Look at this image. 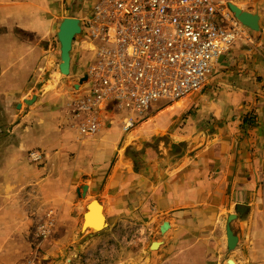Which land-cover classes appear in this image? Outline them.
I'll list each match as a JSON object with an SVG mask.
<instances>
[{
	"label": "crops",
	"instance_id": "1",
	"mask_svg": "<svg viewBox=\"0 0 264 264\" xmlns=\"http://www.w3.org/2000/svg\"><path fill=\"white\" fill-rule=\"evenodd\" d=\"M98 2L0 0V264L26 256L24 233L47 207L58 217L55 231H74L76 200L86 197L106 217H147L152 237L132 264H264V28L246 27L217 58L176 126L174 115L171 127L154 131L162 112L124 131L111 103L76 111L96 41L82 31L70 73L59 68L62 21L82 27ZM226 2L264 24V0ZM90 123L95 133H81ZM228 225L238 238L233 250Z\"/></svg>",
	"mask_w": 264,
	"mask_h": 264
},
{
	"label": "built area",
	"instance_id": "2",
	"mask_svg": "<svg viewBox=\"0 0 264 264\" xmlns=\"http://www.w3.org/2000/svg\"><path fill=\"white\" fill-rule=\"evenodd\" d=\"M230 12L226 0H99L81 27L97 45L76 111L111 103L129 131L152 102L198 91L246 29ZM95 131L93 123L81 127ZM41 158L29 153L32 162Z\"/></svg>",
	"mask_w": 264,
	"mask_h": 264
},
{
	"label": "rangeland",
	"instance_id": "3",
	"mask_svg": "<svg viewBox=\"0 0 264 264\" xmlns=\"http://www.w3.org/2000/svg\"><path fill=\"white\" fill-rule=\"evenodd\" d=\"M193 95L190 93L181 99H159L152 102L139 114L134 131L144 127L147 122L152 121L162 112L167 115L151 123L153 129L155 128L154 131H165L166 128L162 129L161 126L167 123V127L169 119L174 115L176 119L174 126H176L178 115L183 113L182 116L180 115L183 120L191 111L188 110L189 108L185 111L182 109H185ZM174 111H177V114ZM168 126L171 127V125ZM91 200L90 197L76 200L77 223L75 230L71 232L55 231L58 217L55 210L50 208L51 206L43 209L41 214L32 216L33 224L30 230L24 233L28 252L16 264H132L131 258L152 237L151 230L144 225L147 217L131 214L124 217L108 215L104 229L98 232H85L82 231L81 226L83 212L86 210V204ZM45 225H48L49 230L45 236H41L38 229ZM145 262L140 260L139 264H145Z\"/></svg>",
	"mask_w": 264,
	"mask_h": 264
},
{
	"label": "water",
	"instance_id": "4",
	"mask_svg": "<svg viewBox=\"0 0 264 264\" xmlns=\"http://www.w3.org/2000/svg\"><path fill=\"white\" fill-rule=\"evenodd\" d=\"M229 8L234 14L235 18L245 27L258 31L262 26L264 28V24H260V17L257 14L250 13L248 11H244L238 6L230 3ZM81 25L80 20L77 18L68 17L65 18L59 28L58 32V40L61 46V64H60V72L64 75H68L70 73V61H71V51L73 48V42L77 35L81 33ZM87 80V76H84L80 81L83 82ZM86 186H83V197H85ZM97 205V215L96 222L92 221L93 214V206ZM102 204L97 200L93 199L87 204L86 212L83 214V223H82V231L85 232H98L105 228L106 224V216L102 213ZM98 216V218H97ZM235 218L234 215L229 217V222ZM227 241L229 250L235 249L238 238L232 232L230 225L227 227ZM229 264H234L233 261H230Z\"/></svg>",
	"mask_w": 264,
	"mask_h": 264
},
{
	"label": "bare ground",
	"instance_id": "5",
	"mask_svg": "<svg viewBox=\"0 0 264 264\" xmlns=\"http://www.w3.org/2000/svg\"><path fill=\"white\" fill-rule=\"evenodd\" d=\"M241 8H242V7H241ZM97 208H98L97 205L94 204V206H93V208H92V209H93L92 211H93V213H94V214H93L94 216H92V218H91L92 221H94V222H96V220H97V219H96L97 210H98ZM101 211H102V213L104 214V208H103V207H102ZM97 218H98V216H97ZM158 247H159V243H157V242H155V243H153V244L151 245V249H154V248L156 249V248H158Z\"/></svg>",
	"mask_w": 264,
	"mask_h": 264
}]
</instances>
